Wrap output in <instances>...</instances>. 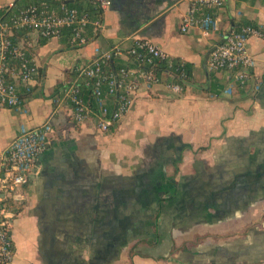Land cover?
I'll use <instances>...</instances> for the list:
<instances>
[{"label": "crops", "instance_id": "1", "mask_svg": "<svg viewBox=\"0 0 264 264\" xmlns=\"http://www.w3.org/2000/svg\"><path fill=\"white\" fill-rule=\"evenodd\" d=\"M109 2L102 29L90 26L82 46L66 30L12 33L40 74L21 106L0 105V181L2 154L22 125L48 123L52 133L19 191L11 264H264L263 228H249L264 210V0H226L214 10L217 29L186 32L191 0ZM241 25L263 34L247 42L257 89L206 68L209 51ZM139 38L183 62L188 80L158 72L109 131L97 128L95 105L77 123L61 86L97 48L126 50ZM114 65L136 63L121 56Z\"/></svg>", "mask_w": 264, "mask_h": 264}, {"label": "built area", "instance_id": "2", "mask_svg": "<svg viewBox=\"0 0 264 264\" xmlns=\"http://www.w3.org/2000/svg\"><path fill=\"white\" fill-rule=\"evenodd\" d=\"M226 0H191L188 11L180 21V31L186 32L198 26L204 31L217 29L214 10L223 6ZM100 6L109 5V0H99ZM14 7V1L7 5ZM92 26L97 32L103 27L102 19H91L84 11L59 4L56 8L46 4H29L17 9L16 13L0 17V105L19 107L23 104L21 91L30 89L39 78V69L28 51L18 45L12 33L16 31L36 32L43 38L59 37L66 30L69 43L82 46L88 43L87 29ZM252 35L263 36L251 25L231 28L223 40L214 46L206 58L209 71L232 72L240 85L253 81L255 59L247 49ZM92 64L76 67L74 77L61 86L62 98L71 105L73 119L77 123L86 120L97 108V128L106 132L130 111L140 84L150 87L160 81L155 69L163 62L166 70L178 77L179 81L189 78L185 65L175 61L150 39L139 38L126 50L97 48ZM127 56L136 63L135 67L122 66L115 70L111 64L116 57ZM172 90H180V85H168ZM90 90L92 100L85 98ZM230 92V88L227 90ZM52 133L48 123L30 128L22 125L16 138L2 154L3 174L0 181V264H11L15 255L13 241V220L18 215L19 191L29 182L38 156L45 151Z\"/></svg>", "mask_w": 264, "mask_h": 264}, {"label": "trees", "instance_id": "3", "mask_svg": "<svg viewBox=\"0 0 264 264\" xmlns=\"http://www.w3.org/2000/svg\"><path fill=\"white\" fill-rule=\"evenodd\" d=\"M61 3L62 4L64 3V5H66L68 7L76 8L79 11L86 12L91 19H102V9H101L99 0H72L70 2H66L65 0H16L14 2V7H12V8L5 7L4 9H0V17H7L11 14H14V13H16L17 9L25 7L29 4H35V5L46 4L50 7H56V5H59ZM113 68L116 70L117 67L114 65ZM162 70L163 71L166 70V66L164 65L163 62H160V63H158L155 71H156V73H158V72H161ZM39 74H40V71H39ZM188 75H189V73H188ZM173 76H175V75H173ZM175 78L178 81V77L175 76ZM30 92H31V89H23L21 91V94H20L21 98L24 99V97L27 96ZM87 92L90 94L89 89ZM23 93H25V94H23ZM253 226H254V224L251 225L249 228H251ZM246 232L247 231H245L243 233V235H245Z\"/></svg>", "mask_w": 264, "mask_h": 264}, {"label": "rangeland", "instance_id": "4", "mask_svg": "<svg viewBox=\"0 0 264 264\" xmlns=\"http://www.w3.org/2000/svg\"><path fill=\"white\" fill-rule=\"evenodd\" d=\"M257 221L255 222L254 226H257L258 228L262 229L261 232L259 233V235H261L262 233H264V210L262 211V214L259 215L256 219Z\"/></svg>", "mask_w": 264, "mask_h": 264}]
</instances>
